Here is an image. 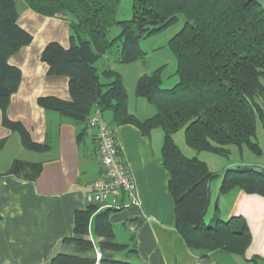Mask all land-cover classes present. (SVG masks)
Listing matches in <instances>:
<instances>
[{"label":"trees","instance_id":"trees-1","mask_svg":"<svg viewBox=\"0 0 264 264\" xmlns=\"http://www.w3.org/2000/svg\"><path fill=\"white\" fill-rule=\"evenodd\" d=\"M24 2L42 15L66 19L70 29L68 47L50 41L40 57L48 64L49 74L68 76L71 99L44 96L38 98V103L81 124L78 140L96 106L101 113L111 111L118 123H134L146 136L160 127L162 163L169 173L167 186L174 205L175 228L186 246L203 253L223 249L243 254L251 240L246 221L240 216L222 219L216 215L213 223L205 222L213 174L205 161L184 155L173 134L183 129L186 143L198 151L226 155L229 145L245 144L254 153L261 152L255 139L257 118L264 124V8L259 1L132 0L128 19L116 18L119 0ZM17 18L16 1L0 0L2 124L19 134L25 148L42 151L48 145L34 142L25 127L9 119L5 112L21 76L8 57L32 39L18 25ZM179 20L182 26L168 40L178 80L172 87L162 88L161 68L138 77L136 95L155 107L152 115L140 120L128 112L121 75L109 67L99 72L97 61L113 52L115 61L133 62L145 53L139 45L141 38ZM114 25L120 31L110 37L108 32ZM2 144L0 140V148ZM40 169L38 162L15 159L6 173L34 180ZM233 187L264 195V168H226L220 192ZM98 207L87 203L74 210L72 235L62 239L73 251L59 252L47 264H146L112 258L113 251L137 252L135 246L114 239L109 214L117 208L108 207L95 215V235L102 239L93 243L88 238L90 220ZM96 248L100 252L98 259Z\"/></svg>","mask_w":264,"mask_h":264},{"label":"crops","instance_id":"crops-1","mask_svg":"<svg viewBox=\"0 0 264 264\" xmlns=\"http://www.w3.org/2000/svg\"><path fill=\"white\" fill-rule=\"evenodd\" d=\"M17 23L32 36L8 57L20 70L18 86L9 97L6 115L19 121L37 143L47 144L42 151L23 146L16 131L2 124L0 109V264H47L59 252L72 249L62 243L73 232V213L87 204L89 184L98 177L100 163L96 154L94 129L86 127L38 103L39 97L54 96L70 100L68 76L48 73L41 52L50 41L69 46V24L62 17L42 15L25 2L16 4ZM131 114L132 111L128 110ZM154 113L148 110L147 115ZM122 159L134 181L138 205H127L111 211L109 220L117 237L122 229L123 242L135 246L130 261L146 264H264V195L233 187L219 193L215 214L222 219L242 217L251 240L241 255L223 249L198 252L188 248L175 228L174 205L168 191L169 173L162 163L161 143L143 135L131 122L118 123L109 114ZM104 118V117H103ZM157 143V141H156ZM156 145V146H155ZM15 159L41 164L34 180L7 174ZM215 206V207H216ZM108 208L99 204L93 214L88 238L97 243L94 217ZM96 250H98L96 248Z\"/></svg>","mask_w":264,"mask_h":264},{"label":"rangeland","instance_id":"rangeland-1","mask_svg":"<svg viewBox=\"0 0 264 264\" xmlns=\"http://www.w3.org/2000/svg\"><path fill=\"white\" fill-rule=\"evenodd\" d=\"M16 4L20 5L24 0H15ZM260 5L264 8V0H258ZM132 0H119V4L116 8L117 19H128L132 14ZM182 26V20L177 23L168 26L162 31L141 38L139 41L140 48L145 52L141 57L130 63H120L115 61L113 52L105 53L98 61L97 67L99 72L104 68H111L117 71L122 78L125 90H126V103L127 109L132 111L133 114L138 117L147 115L148 110H155V107L150 104L144 97L138 96L135 93V85L138 77L141 74H149L155 68H161V87L169 88L172 87L178 80L175 73L176 61L173 52L171 51L168 40L169 38ZM120 31L117 25L110 28L108 35L110 37L116 35ZM104 80L103 77H101ZM111 111L106 110L102 113L107 123H113L110 114ZM136 117V118H138ZM139 119V118H138ZM150 133L152 134L153 143L157 146L163 140V132L160 127L153 128ZM175 143L179 146L184 155L191 157L196 156L200 160L206 162L209 171L212 172L213 176L209 181V194L210 202L206 211L205 222L215 220L216 214V202L218 194L220 193V184L224 177V170L226 168H236L241 166H249L256 170L263 168L264 166V124L259 118L256 120V134L255 139L261 149L259 154L254 153L245 144L237 146L231 144L228 146L229 153L226 155H219L211 151L201 150L198 151L190 147L185 140L183 129H179L173 134ZM157 141V143H156ZM156 146V145H155ZM161 147V146H160ZM225 193V192H222ZM120 197V194H119ZM127 200L128 198L125 197ZM117 229V237L115 240L120 243L123 242L122 229ZM72 249H68L66 252H72ZM98 251V250H97ZM96 251V254H97ZM234 255H241L231 253ZM133 253H129L128 250H119L112 252V258L119 260L130 261ZM132 262V261H131Z\"/></svg>","mask_w":264,"mask_h":264},{"label":"built area","instance_id":"built-area-1","mask_svg":"<svg viewBox=\"0 0 264 264\" xmlns=\"http://www.w3.org/2000/svg\"><path fill=\"white\" fill-rule=\"evenodd\" d=\"M87 126L95 130L94 142L101 168L98 177L89 184V191L85 195L86 202L98 205L104 203L107 207L119 209L124 206L119 200L120 194L128 198L127 205H138L134 181L121 157L114 130L97 106L87 117ZM96 257H100L99 251Z\"/></svg>","mask_w":264,"mask_h":264}]
</instances>
